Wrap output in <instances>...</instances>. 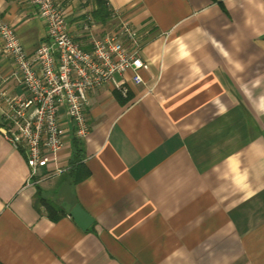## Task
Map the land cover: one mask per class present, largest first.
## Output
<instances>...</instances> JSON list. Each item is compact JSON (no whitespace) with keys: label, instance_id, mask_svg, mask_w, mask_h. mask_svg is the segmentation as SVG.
Wrapping results in <instances>:
<instances>
[{"label":"crops","instance_id":"crops-1","mask_svg":"<svg viewBox=\"0 0 264 264\" xmlns=\"http://www.w3.org/2000/svg\"><path fill=\"white\" fill-rule=\"evenodd\" d=\"M106 1V21L96 0L59 3L84 51L121 21L138 31L143 83L89 94L82 179L66 120L33 179L0 134V264H264V0ZM0 21L29 54L46 41L34 7L0 0ZM12 72L0 51V88L19 95ZM38 193L93 224L49 219Z\"/></svg>","mask_w":264,"mask_h":264},{"label":"built area","instance_id":"built-area-1","mask_svg":"<svg viewBox=\"0 0 264 264\" xmlns=\"http://www.w3.org/2000/svg\"><path fill=\"white\" fill-rule=\"evenodd\" d=\"M10 1L34 7L47 30L46 41L29 54L13 27L0 21V51L11 61L22 91L17 95L0 88V134L24 155L33 179L40 169L57 164L64 145L62 121L85 141L91 130L85 111L89 94L113 85L126 96L127 88L114 82L115 76L141 85L148 64L141 57V34L126 22L94 40L87 52L73 40L59 0ZM60 173L56 167L54 174Z\"/></svg>","mask_w":264,"mask_h":264},{"label":"trees","instance_id":"trees-1","mask_svg":"<svg viewBox=\"0 0 264 264\" xmlns=\"http://www.w3.org/2000/svg\"><path fill=\"white\" fill-rule=\"evenodd\" d=\"M96 4L98 6V9L95 13H98V14L101 13L100 15H102V18H104L103 19L104 21H106L107 18L109 19L108 17L109 14L107 12L108 11L107 1L106 0H96ZM118 96L120 98V101H123L121 96L120 95ZM73 144H74L75 152L73 154L70 164L71 166L76 167L74 171L77 170V171L82 172L83 174L81 177L82 179L88 175V173L85 171L84 164H83V160H84L82 156L83 141L76 139ZM35 206L36 208L39 207V208L44 209L47 217L54 221L58 220L61 216L64 215V212L57 204L53 203L50 200H47L46 198L41 197L40 193H38L35 197Z\"/></svg>","mask_w":264,"mask_h":264},{"label":"water","instance_id":"water-1","mask_svg":"<svg viewBox=\"0 0 264 264\" xmlns=\"http://www.w3.org/2000/svg\"><path fill=\"white\" fill-rule=\"evenodd\" d=\"M61 207L82 230L89 229L93 224V219L79 205L61 204Z\"/></svg>","mask_w":264,"mask_h":264}]
</instances>
